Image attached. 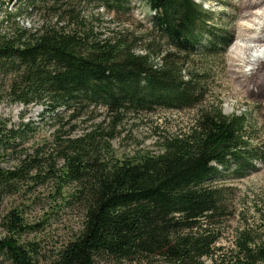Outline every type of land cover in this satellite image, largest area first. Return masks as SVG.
<instances>
[{
	"label": "trees",
	"instance_id": "trees-1",
	"mask_svg": "<svg viewBox=\"0 0 264 264\" xmlns=\"http://www.w3.org/2000/svg\"><path fill=\"white\" fill-rule=\"evenodd\" d=\"M14 1L0 0V80L5 82L0 102L7 97L24 106L40 105V117L55 121L96 106L115 123L127 112L196 110L185 132L165 137L158 153L135 159L113 156V134L100 125L79 136L72 135L74 125L65 133L54 129L46 153L44 144H29L38 129L33 121L16 127L0 120V199L56 178L69 189L64 203L83 210L81 230L43 264L149 258L205 264L219 238L215 225L224 206L222 190L214 184L217 166L242 177L253 162L264 163V146L252 144L251 115L241 110L225 115L218 101L207 103L209 63L194 65L189 58L221 56L228 45L226 30L211 22L196 0H147L153 29L173 51L153 57L149 48L136 53L120 42H88L86 35L56 24L37 29L23 24L36 11L72 12L80 2L118 11L128 0ZM1 226V262L41 264L38 245L20 240L30 225L16 210L3 216ZM235 244L239 264H264V229L258 238L240 232Z\"/></svg>",
	"mask_w": 264,
	"mask_h": 264
},
{
	"label": "rangeland",
	"instance_id": "rangeland-1",
	"mask_svg": "<svg viewBox=\"0 0 264 264\" xmlns=\"http://www.w3.org/2000/svg\"><path fill=\"white\" fill-rule=\"evenodd\" d=\"M7 1L12 5L16 3L14 0ZM196 1L209 11L211 22L226 30L222 32L228 43L223 47L224 53L221 56L189 57L194 65L209 63V71L204 75L206 102L218 101L225 115L238 110L250 114L252 144L263 148L264 98L261 94L264 93V32L260 28H264V0ZM73 10L53 14L36 11L23 24L32 29L39 28L43 23L56 24L54 27L75 31L78 36L86 35L88 42H120L136 53L149 48L153 57L161 50L171 51L152 27L151 17L154 12L149 8L147 0H128V4L118 11L89 2L75 4ZM202 41L209 43L206 39ZM259 61L262 62L258 73L251 80V77L248 79ZM257 86H260L259 89ZM4 90L5 82L0 80V95L4 96ZM89 109L74 119L69 116V111L63 114L62 119L55 121L47 115L40 117L43 110L40 105L24 106L3 97L0 102V120L5 119L10 126L16 127L22 121H33L38 129L29 144H44L42 146L46 153L52 148L51 134L54 129L61 128V132L65 133L74 125L72 135L79 136L100 125L101 129L113 134L109 141L113 156L135 159L144 154L158 153L162 140L185 132L196 112L195 109L155 108L150 112H127L115 123L104 107ZM22 116L25 118L22 119ZM61 163L62 161H58L57 167ZM253 164L254 167L251 169V166L242 177L232 168L217 166L219 172L214 184L222 190L224 206L215 225L219 238L212 257L204 258L205 264H239V249L235 244L238 234L247 232L251 237L258 238L264 229V163L255 161ZM56 180L58 179L52 178L41 184L29 185L31 187L0 199V236L3 234V216L12 209L16 210L23 221L30 225L20 240L38 245L41 264L81 230L84 219L81 207L68 206L61 199L69 189L60 187ZM0 264L9 263L0 261ZM96 264L166 263L159 258H149L131 261L102 260Z\"/></svg>",
	"mask_w": 264,
	"mask_h": 264
}]
</instances>
